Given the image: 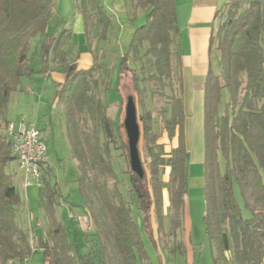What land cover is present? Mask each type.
<instances>
[{
  "label": "trees",
  "instance_id": "obj_1",
  "mask_svg": "<svg viewBox=\"0 0 264 264\" xmlns=\"http://www.w3.org/2000/svg\"><path fill=\"white\" fill-rule=\"evenodd\" d=\"M125 3L133 7V17L138 9L146 13L119 63L116 80L122 104L123 87L130 79L131 95L143 108L138 112L139 147L141 151V142L146 143L149 158L143 161V179L131 169L120 117L108 115L111 103L100 96L104 64L95 61L80 68L77 61L69 60L65 49L69 32L53 30L54 0H0V264L28 261L33 247L43 250L45 264H152L146 241L157 249L161 235L176 238L183 231L190 172L176 3ZM78 8L86 37L97 26L102 27L97 35L105 37L110 19L100 1L82 0ZM217 16L220 24L211 34L209 52L217 53L220 70L210 65L204 82L205 234L215 264H264V0H230ZM38 34L39 50L31 53V38ZM37 57L40 68L33 64ZM57 69L65 80L55 83L54 102L62 108L64 135L79 171L75 181L94 227L93 232H85L83 249L75 247L68 226L56 213L61 187L48 160L40 165L43 181L38 200L48 234L35 233L33 244L20 225L24 198L15 174L8 171L17 162L5 133L12 122L10 103L25 90L26 79ZM152 83L157 87L154 92L164 93L168 86L172 91L164 128L169 141L177 138L178 143L169 151L153 131L154 118L146 108L147 86ZM224 92L228 98L221 107ZM113 149L121 151L127 163L128 188L114 168ZM100 176L114 179L111 193ZM154 223L159 237L154 235ZM181 246H174L173 252Z\"/></svg>",
  "mask_w": 264,
  "mask_h": 264
},
{
  "label": "rangeland",
  "instance_id": "obj_2",
  "mask_svg": "<svg viewBox=\"0 0 264 264\" xmlns=\"http://www.w3.org/2000/svg\"><path fill=\"white\" fill-rule=\"evenodd\" d=\"M81 1L54 0L53 12L54 15L55 12L59 14L58 18L61 22L59 21L58 27L55 26L53 30L57 34L65 29L69 32L67 34L68 40L65 49L70 61H78L85 46H88L93 56V64L95 61L104 64L105 72L99 74L102 78L100 96L103 99H108L111 103L108 115L112 118L120 117L122 122L121 135L127 139L123 123L127 98L133 94L131 81L127 79L123 87L125 97V104L123 105L121 102L122 95L116 90V80L119 63L129 49L134 30L145 22L146 13L144 10L138 9L136 17H133V7L127 6L125 0H99L110 19L105 37L97 35L102 30L101 26H97V28L91 27L88 37L86 35L84 37L83 35L79 39V35L76 34L77 31L74 28L75 26L73 27L71 24L74 21V17L76 18L77 13L81 14L78 8V5H81ZM52 24H55L54 19ZM40 44V34L31 38V53L39 50ZM33 64L36 68H40L42 66L41 59L37 57ZM131 64L137 68L140 66V62L134 64L132 61ZM211 64L215 71L220 70V60L217 53L212 54ZM52 72L64 74L59 69ZM110 85H112V88L108 90ZM174 85L177 89L178 81ZM28 86L30 87V91H26ZM147 87L149 92L146 95L145 104L154 118L153 131L158 135L159 142L165 143L166 149L169 151L174 146V142L169 141L164 128L165 119L168 118V112L164 113V110L169 109L171 106L170 96L172 91L168 86L164 93L154 92V89H157L155 83ZM55 88L54 80L51 78L47 79L45 76L36 75L31 79H26V90L18 92L19 98L11 101L8 117L12 122H19L22 117H25L27 122L35 123L41 129V135L45 139L48 148V163L53 171L54 178L59 180L61 187L62 197L60 198V204L56 207V213L68 226L67 232L75 247L79 246L83 249L87 246L85 232L87 230L93 232L94 227L86 209L83 207L84 202L79 193L78 184L75 181V178L79 174L77 161L72 158L68 140L64 135L62 108L57 102H54ZM227 98L228 95L224 92L221 107H224ZM42 102H47V106L46 110L41 111L39 103ZM137 106L138 112L141 113L143 108L139 106L138 102ZM89 123L91 126V122ZM145 144L144 141L141 142V157L147 163L149 158ZM200 154L201 151L198 149V151L192 152L188 158L190 177L189 191L185 201L188 213L184 220L183 231H180L176 238L161 235L159 238L160 244L157 249L154 243L146 241L152 264H215L212 248L205 234L204 160H201V155H204L203 150L202 154ZM112 158L116 172L123 180L124 187L128 188L127 163L122 156V152L113 149ZM220 160L224 170V158L220 157ZM8 171L15 174V183L24 198L25 204L20 216V225L29 232L30 241L33 244L35 233L45 236L48 234L47 219L38 202L40 186L43 180L26 181L16 161L10 164ZM105 179L106 177L100 176V181L106 184L108 192L111 193L114 189V179ZM164 179H167V174L164 176ZM128 198L130 199L129 195ZM165 200L167 203V194L165 195ZM134 209H136V206H134ZM139 221L141 220L139 219ZM168 226V220H166V230H168ZM154 235L155 237H159L155 223ZM180 243L182 244L181 248H176L173 252L172 248ZM228 255L230 256L231 253H228ZM28 264H45L41 248L33 247V251L28 258Z\"/></svg>",
  "mask_w": 264,
  "mask_h": 264
},
{
  "label": "crops",
  "instance_id": "obj_3",
  "mask_svg": "<svg viewBox=\"0 0 264 264\" xmlns=\"http://www.w3.org/2000/svg\"><path fill=\"white\" fill-rule=\"evenodd\" d=\"M229 1L230 0H175L178 38L183 63L182 77L186 108L188 158L191 156L192 152L194 153L198 151V149H200L201 154L202 150L204 153V82L209 67L212 65L209 52L210 37L220 24V18L217 16V12ZM58 15L59 14L55 12L53 16L55 20V24H53L54 27H58L59 25L60 19ZM71 25L73 27L75 26L74 28L77 31L75 32L79 35V39H81L83 35L85 37V25L81 14L77 13ZM77 62L80 68H89L93 64V56L88 46H85ZM41 76H45L47 79L51 78L55 83L64 81V74L61 75L59 72H50ZM26 91H30L29 86ZM18 94L19 93L15 94L13 99L16 100V98H19L20 95ZM39 105L41 111L46 110L47 102L39 103ZM22 118L25 119V117ZM173 142L174 146H176L178 143L177 138H175ZM201 160H204V155H201ZM187 211L186 207L185 218L188 213Z\"/></svg>",
  "mask_w": 264,
  "mask_h": 264
},
{
  "label": "built area",
  "instance_id": "obj_4",
  "mask_svg": "<svg viewBox=\"0 0 264 264\" xmlns=\"http://www.w3.org/2000/svg\"><path fill=\"white\" fill-rule=\"evenodd\" d=\"M5 132L10 139L13 153L17 157L18 166L26 181L41 180L40 165L47 159L48 148L37 124L27 122L22 118L19 122H12V126H7ZM11 264H28V261L18 260Z\"/></svg>",
  "mask_w": 264,
  "mask_h": 264
},
{
  "label": "water",
  "instance_id": "obj_5",
  "mask_svg": "<svg viewBox=\"0 0 264 264\" xmlns=\"http://www.w3.org/2000/svg\"><path fill=\"white\" fill-rule=\"evenodd\" d=\"M124 128L126 131L130 166L137 179H143L145 169L140 151L141 127L138 120L137 103L133 95H129L125 106Z\"/></svg>",
  "mask_w": 264,
  "mask_h": 264
},
{
  "label": "bare ground",
  "instance_id": "obj_6",
  "mask_svg": "<svg viewBox=\"0 0 264 264\" xmlns=\"http://www.w3.org/2000/svg\"><path fill=\"white\" fill-rule=\"evenodd\" d=\"M8 126H12V122H10L9 124H8ZM6 133V132H5ZM7 134V133H6ZM40 172H41V166H40ZM16 262H18V260H9V262L7 263V264H11V263H16Z\"/></svg>",
  "mask_w": 264,
  "mask_h": 264
}]
</instances>
